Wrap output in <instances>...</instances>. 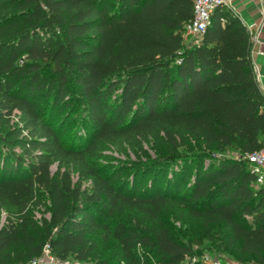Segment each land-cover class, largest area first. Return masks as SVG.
Listing matches in <instances>:
<instances>
[{"label": "trees", "instance_id": "obj_1", "mask_svg": "<svg viewBox=\"0 0 264 264\" xmlns=\"http://www.w3.org/2000/svg\"><path fill=\"white\" fill-rule=\"evenodd\" d=\"M192 16L193 0H0V264L38 258L45 244L98 264H180L195 250L161 220L175 205L223 229L237 259L264 263V186L245 157L264 141L251 35L218 4L191 40ZM70 107L85 128L74 144L56 122ZM150 134L163 148L129 176L96 163L103 142ZM126 211L153 225L113 219Z\"/></svg>", "mask_w": 264, "mask_h": 264}, {"label": "rangeland", "instance_id": "obj_2", "mask_svg": "<svg viewBox=\"0 0 264 264\" xmlns=\"http://www.w3.org/2000/svg\"><path fill=\"white\" fill-rule=\"evenodd\" d=\"M184 34L187 38L193 40L196 36L185 30ZM80 108V107H79ZM76 107H70L69 109H63V115L60 113L57 115L56 122L60 119L58 125L62 128V137L68 144H74L77 134H82L85 130L83 121L80 120V109ZM15 119V117H14ZM55 122V124H56ZM57 126V125H56ZM13 140L15 138L13 137ZM163 139L160 135H146L136 138L133 141H127L124 139H114L103 142L100 151L95 156L96 163L100 165L105 171H122V176H125L134 162H139L147 157L155 156L158 150L163 148ZM15 149L21 152V148L17 143H14ZM184 148V147H182ZM180 148V149H182ZM225 156L239 157L240 152L235 149H225L220 152ZM56 163L52 165V171H55ZM73 178H77L75 170L72 171ZM130 174L128 173V176ZM143 182L148 181V174L142 177ZM84 184H89V180H84ZM49 205V198L47 191L43 192V205H35L34 214L36 219L40 223V217L42 215L48 216L46 211ZM124 220L134 225H141L145 228H149L153 225V222L141 213L134 211H126L122 214H116L113 219ZM163 224L166 225L173 237L187 245H191L195 250V253L186 255L184 260L180 264H194L197 260H205L208 263L213 264H264L257 262L253 259L246 258L244 260L237 259V253L232 252L225 245L221 244V233L223 229L218 227H211L209 231L197 220L191 218L185 208L180 205H175L173 208L166 210L161 215ZM95 237L98 241V252L100 256H106L109 261H112L113 249L112 245L107 246L102 241L99 234ZM215 238V241L212 239ZM42 255V254H41ZM41 255L38 257L40 258ZM147 256L153 260L154 253L149 251ZM69 263L67 264H98L96 259L79 260L74 257H68ZM41 261H16L12 264H41Z\"/></svg>", "mask_w": 264, "mask_h": 264}, {"label": "built area", "instance_id": "obj_3", "mask_svg": "<svg viewBox=\"0 0 264 264\" xmlns=\"http://www.w3.org/2000/svg\"><path fill=\"white\" fill-rule=\"evenodd\" d=\"M218 4H227V0H193V16L188 22H186L185 30L192 32L197 40L200 39L206 25L210 21V13ZM245 157L251 164V169L255 174L256 182L264 186V141L261 148L245 154ZM68 259V257H55L50 252L48 244H45L41 257L32 260H39L41 261V264H67L69 263Z\"/></svg>", "mask_w": 264, "mask_h": 264}, {"label": "crops", "instance_id": "obj_4", "mask_svg": "<svg viewBox=\"0 0 264 264\" xmlns=\"http://www.w3.org/2000/svg\"><path fill=\"white\" fill-rule=\"evenodd\" d=\"M227 4L249 30L256 79L264 93V0H227Z\"/></svg>", "mask_w": 264, "mask_h": 264}]
</instances>
